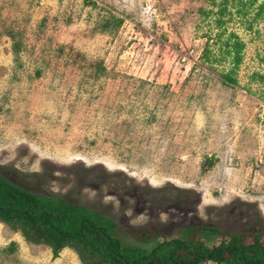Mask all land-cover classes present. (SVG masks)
<instances>
[{
    "label": "rangeland",
    "instance_id": "obj_1",
    "mask_svg": "<svg viewBox=\"0 0 264 264\" xmlns=\"http://www.w3.org/2000/svg\"><path fill=\"white\" fill-rule=\"evenodd\" d=\"M261 5L0 0V175L98 211L126 241L192 225L264 239ZM230 34L236 83L214 61ZM0 264L82 263L0 222Z\"/></svg>",
    "mask_w": 264,
    "mask_h": 264
},
{
    "label": "trees",
    "instance_id": "obj_2",
    "mask_svg": "<svg viewBox=\"0 0 264 264\" xmlns=\"http://www.w3.org/2000/svg\"><path fill=\"white\" fill-rule=\"evenodd\" d=\"M255 1L248 0L250 5ZM224 9L219 10L220 16ZM220 16L216 20L219 28ZM256 16L264 19L262 5ZM222 47L223 57L214 61L227 57L232 67L224 77L236 83L231 73L241 61L243 43L230 34ZM0 222L26 241L49 247L53 258L64 248L73 250L82 264H264L260 233H225L214 227L192 225L168 239L158 229L146 226L134 232V240L126 241L118 235V225L98 211L25 189L2 175Z\"/></svg>",
    "mask_w": 264,
    "mask_h": 264
}]
</instances>
